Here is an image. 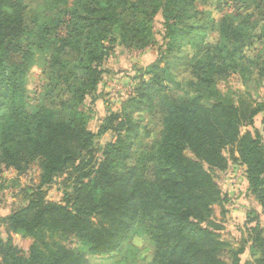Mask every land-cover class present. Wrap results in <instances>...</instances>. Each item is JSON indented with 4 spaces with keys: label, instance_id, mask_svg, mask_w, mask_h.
<instances>
[{
    "label": "trees",
    "instance_id": "obj_1",
    "mask_svg": "<svg viewBox=\"0 0 264 264\" xmlns=\"http://www.w3.org/2000/svg\"><path fill=\"white\" fill-rule=\"evenodd\" d=\"M45 1L0 0V173L3 165L20 174L36 165L41 188L65 176L71 192L59 203L39 190L0 218L7 233L31 241L23 250L0 237V264H101L118 255L136 226L153 255L150 264H242L245 246L226 240L223 221L215 218L216 207L227 214L215 174L227 171L229 160L240 161L264 214V142L257 130L243 133L264 115V101L250 91L236 102L217 86L231 72L247 87L264 81V49L255 50V64L240 63L261 39L264 1L236 0L235 12L219 18L195 0ZM158 14L170 69L197 78L193 98L162 101L154 122L144 123L137 115L151 112L155 94L167 89L157 73L151 83L141 80L128 107L111 112L93 133L83 103L103 82L106 60L116 46L155 45L150 23ZM193 32L212 39L191 54L182 36ZM39 64L47 83L34 105L27 78ZM140 131L150 144L137 142ZM107 132L116 142L102 149L95 139ZM251 229L257 264H264L260 219ZM75 239L89 245L87 253L71 247Z\"/></svg>",
    "mask_w": 264,
    "mask_h": 264
},
{
    "label": "rangeland",
    "instance_id": "obj_2",
    "mask_svg": "<svg viewBox=\"0 0 264 264\" xmlns=\"http://www.w3.org/2000/svg\"><path fill=\"white\" fill-rule=\"evenodd\" d=\"M25 2L33 6L46 3L45 0H25ZM195 2L198 8L210 11L213 18H219L223 14L235 12L237 9L235 7L236 0H195ZM241 12H245V10ZM163 21L161 15L158 14L150 23L151 26L155 27V38L157 39L155 45L145 50L126 49L116 46L111 51L104 66L107 73L104 75L103 82L97 92L86 98L83 103L87 126L93 133H100L101 126L111 112L121 113L128 107L125 104L131 101L132 95H136L135 90L140 88L141 80L151 83L157 73L165 82L167 89L160 95L158 93L155 94V103L151 112L137 115L143 119L144 123L154 122V111L159 108L162 101L168 98L180 100L193 98L191 94L194 89L192 90L190 84L193 82L195 84L197 78L190 75V73L177 75L175 71L170 69L171 56L168 57L165 53L168 42H165L161 37L164 33ZM259 34L261 39L258 42L256 39L253 48L245 49L244 59L240 62L242 67L248 66L250 62L254 63L257 60L258 55L255 51L257 48L264 49V26L259 28ZM182 37H184V48L191 54L202 52L201 47H205V44L212 39V35L205 33L196 34L194 32L191 35L185 33ZM230 74L226 81L218 84L217 89L220 94L231 95L238 102L241 97H245V94L251 91L249 95L254 100L264 101V81H261L258 87L257 84L247 87L241 74L234 72ZM134 79L137 80L135 81ZM46 83L47 76L43 71V67L39 64L28 74L27 96L29 103L34 105L40 103V95L44 91ZM256 130L264 142L263 114L255 118L252 127L243 128V133L252 132L255 134ZM95 142L100 148L104 149L107 145L116 142V136L113 132H107L97 136ZM137 142L146 145L151 143L150 139H144L142 131L139 133V141ZM225 155L229 157L228 152H225ZM100 157H102V154ZM235 157H238V155L236 154ZM121 168L114 167V171L120 172ZM246 170V166L240 161L229 160L227 171L216 172L215 177L220 184L223 196L226 197L224 210H226L227 214L223 216L221 208L216 207L215 218L223 221V226L225 227L223 234L226 240L234 243V247L245 246V253L241 257L242 264H257V255L260 252L253 246L251 239H253L252 236H255V232L251 234L250 230L257 226L259 219L261 222L263 218H261V215L259 216L262 210L257 211L259 203L250 188ZM40 176L41 170L36 165L30 166L22 174L18 173L14 168L2 166V172L0 173V218L7 217L27 205L34 193L39 190L46 193L49 201L59 203L63 202L66 194L71 192L70 189L65 187V176L42 188ZM0 237L5 242L12 241L14 246L23 250H27L31 242L25 237L24 233H7L2 226H0ZM144 240L145 236L142 229L136 226L124 241L118 255L100 263L114 264L118 259H126L131 264H150L153 261V255L144 247ZM71 247L79 253H87L89 249V245L86 242L78 239L72 241Z\"/></svg>",
    "mask_w": 264,
    "mask_h": 264
},
{
    "label": "crops",
    "instance_id": "obj_3",
    "mask_svg": "<svg viewBox=\"0 0 264 264\" xmlns=\"http://www.w3.org/2000/svg\"><path fill=\"white\" fill-rule=\"evenodd\" d=\"M260 210H261V207L260 206L258 207V205H257V211H260ZM259 214L262 216L261 218H263V219H261V224L264 227V214L262 213V211H260Z\"/></svg>",
    "mask_w": 264,
    "mask_h": 264
}]
</instances>
